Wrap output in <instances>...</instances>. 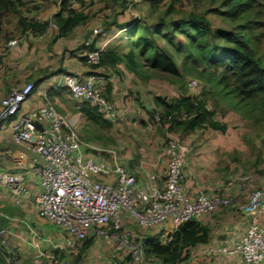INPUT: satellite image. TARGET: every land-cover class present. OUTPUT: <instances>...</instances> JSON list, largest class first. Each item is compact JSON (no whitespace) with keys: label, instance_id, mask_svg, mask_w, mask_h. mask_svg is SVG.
<instances>
[{"label":"rangeland","instance_id":"374dc122","mask_svg":"<svg viewBox=\"0 0 264 264\" xmlns=\"http://www.w3.org/2000/svg\"><path fill=\"white\" fill-rule=\"evenodd\" d=\"M60 1L45 0L41 8L31 12V15L38 16L45 6L53 4V9L44 14L51 18V13L59 9ZM105 1L109 2H107L108 6H104ZM234 1L236 0H157L154 3V0H87V3L91 4L88 11L89 18L75 33L83 34L87 31L93 34L96 27H100L104 33L109 23L115 19L121 22L139 19L142 25L148 28L145 32L153 36L158 45L173 56L180 70L179 74L163 72L153 68L150 58L140 57L143 61L146 59L145 63L148 65L145 69L153 78L149 85L153 87L154 92H160L161 95L169 97L183 92L203 94L208 98V105L216 110V117L228 125L224 132L205 126L191 131L192 133L189 132L190 135L182 134L177 130L171 133L158 131V138L162 141L159 146L173 136L181 138L185 147L189 148L186 170L194 175L203 176L210 184L205 189L228 195L221 187L227 186L230 180L241 181L243 191L250 199L254 190L263 189L260 185L264 181V92L251 97L241 93L230 77L227 67L223 64L213 65L208 62L203 54L205 50L202 48L205 44L220 52L230 45L220 36V30L246 32V40L256 55L263 59L264 64V0H238L241 4L237 13L233 14L228 9ZM3 13V21L6 22L5 27L9 31L1 34L0 45H5L10 39L19 38L21 42L28 41L30 47L35 48L31 52H22L16 58L12 52V45L7 44L6 48L2 46L1 51L7 55V63L11 65L9 73L13 74V79L11 85L0 96V112L3 108L2 98L10 90L19 88L27 82H35L36 76L47 72L57 61L56 55H48L47 47L53 44L52 40L37 39L30 42L34 40L33 36L29 33L21 35L20 29L17 28V16L6 11ZM191 13L202 14L208 20L207 28H204V37L191 26L183 27V19ZM51 25L54 24L51 23ZM114 28L116 32L117 27L114 26ZM125 43H127L126 38L123 39L122 45ZM137 49L139 51V48ZM27 61L32 63L27 64ZM87 64L93 66L89 60ZM91 71L99 72L95 69ZM2 77L3 74L0 73V85ZM107 92L110 101L117 109L116 118L102 116L96 107L85 101L88 113L73 111L65 114L51 101L64 119L76 129L79 136L89 143L88 154L99 156L102 149H116L120 159L135 170L137 167L135 163L137 165L140 160L151 159L153 152L159 147H144L137 143L135 147H131L132 134L139 133L142 129L137 128L133 121H128L124 125L117 124L120 110L108 90ZM66 99H73L75 105L77 103V99L70 94H66ZM143 131L148 138L156 137L155 130L144 129ZM53 226L56 240L52 250L39 254L31 260L15 254L12 255L10 264H18V262L61 264L64 260H74L78 264H129L130 262L127 258L131 254L130 248L118 249L114 240L93 239L91 246L84 247V239L77 247L71 248L65 244L64 240L60 242L58 239V233L60 229L63 232V228L57 223H53ZM131 229L134 230L136 237L143 235V232L136 227L133 226ZM134 242L141 244L140 238H136ZM4 243H10L9 237L0 232V245H5ZM149 261L150 258L145 255L142 264H149Z\"/></svg>","mask_w":264,"mask_h":264},{"label":"built area","instance_id":"2783aa9c","mask_svg":"<svg viewBox=\"0 0 264 264\" xmlns=\"http://www.w3.org/2000/svg\"><path fill=\"white\" fill-rule=\"evenodd\" d=\"M100 33H103L102 29L96 27L94 34ZM45 34L43 31L39 35ZM18 41L19 38H13L8 45ZM103 49V45L89 49L88 60L100 63ZM63 76L61 84L75 97L95 106L102 116L116 118L117 109L109 99L104 75L89 72L81 76L65 71ZM33 90L34 82H27L2 98L0 123L15 118L13 142L20 153L14 169L0 172V181L14 193L26 196L28 175L37 174L40 178V191L36 197L38 210L63 228V239L68 247L75 248L90 236L111 239L116 241L118 249L130 248L129 264H142L143 246L134 242V234L125 231V215L129 214L143 228L171 220V231L162 234L164 241H168L171 233L185 221L232 203L229 195L205 188L195 195L189 193L185 172L187 153L181 138L173 136L161 148L163 173L159 175L148 170L144 180L120 159L116 149H102L99 156L88 154L89 143L79 136L50 99L26 110L25 103ZM141 163L146 165L149 161L142 160ZM102 175H115V179L103 180ZM233 183L234 180L228 181V185ZM249 204L250 221L243 235H230L227 244L207 249L240 254L249 264H264V226L260 222L264 212V189L254 190ZM0 232L9 235L7 229H0ZM61 264L78 263L64 260ZM149 264L186 262L154 258Z\"/></svg>","mask_w":264,"mask_h":264},{"label":"crops","instance_id":"0c3cea01","mask_svg":"<svg viewBox=\"0 0 264 264\" xmlns=\"http://www.w3.org/2000/svg\"><path fill=\"white\" fill-rule=\"evenodd\" d=\"M84 1L91 8V4L87 3V0ZM72 2V5L77 10L85 7L78 0H72ZM52 5L48 4L38 13L41 20H51L52 15L57 10L51 13V18L44 16V14L53 9ZM129 21L131 19L123 22L115 19L109 23L104 33L100 34H92L87 31H84L83 34L79 32L75 33L85 22L75 26L66 35L59 34V30L54 22H52L54 24L53 26L50 24L47 27L44 36L28 32L34 39L33 41L29 40L30 42H34L37 39L52 40L51 42L53 44L47 47V50H49L48 55H56L57 61L50 66L47 72L35 77L34 80L36 83H34V90L31 97L25 103V109H33L44 103L46 98H48L65 114L73 111L77 113H83L84 111L86 113L87 104L69 92L62 85L63 83L61 84V81L63 82L64 80L63 73L65 71H72L82 76L89 72H97L91 71L92 69L98 70L100 74L107 78V82L105 83L106 87L112 99L119 107L120 117L117 119V124L124 125L128 121H133V124L137 128L142 129L141 132H134L132 134L131 147H135L136 143L138 145L140 144V146L144 145V147H159L153 152L154 155L152 158L147 160L149 164L142 165V160H140L137 165L135 163V166H137L135 170H132L128 165L134 173L146 180L148 170L156 171L159 175L163 173L164 162L160 160V153L164 144L159 146L162 141L158 138L159 135L157 132H172L162 126L156 118L154 119L151 112L161 109V105L157 101L158 96L168 98L175 96L169 97L161 95L160 92H154L153 87L149 85L153 78L145 69L146 66L144 69L147 72L145 77H143L131 71L125 61L119 62L115 67H95L94 65L90 66L87 64V52L92 44L94 46L103 45L104 49L108 47L117 48L120 51H128L130 49L128 42H132L139 35L140 30L137 29L130 33L127 28L128 26L125 25L129 24ZM114 26L117 27L116 32H114ZM124 38H126L127 43L122 45ZM12 46V52H14L16 58L22 52H31L35 48H31L28 41L21 42V40ZM124 47L128 49L125 50ZM2 55L0 73L3 74V79L0 85V96L11 85V80L13 79V74L9 73V66L11 65L7 63V55H4L3 52ZM28 62L32 63V61H27V64ZM107 69L109 70L107 71ZM105 71L107 73H104ZM126 78L128 80H125ZM66 94H70L74 99H77L76 105L75 103L73 104V99H66ZM14 121L15 118L12 117L0 123V172L14 169L16 158L20 153L19 147L13 142ZM144 129L155 130L154 135L156 137L148 138L143 134L145 133L143 131ZM191 133L188 132L185 134L190 135ZM188 149L186 146V153L189 151ZM152 162L156 163L152 164ZM185 172L186 183L190 194L195 195L199 189L206 188L207 185L210 186L209 182L205 181L203 176L194 175L191 171L187 172L186 164ZM101 178L103 180H114L115 175H102ZM39 181L40 178L37 174L30 173L28 175L27 185L29 192L26 196L14 193L8 185L0 181V229H7L9 231L8 237L10 242L4 243L5 245H0V264H10L11 257L15 254L31 260L39 254L44 252L48 253L49 250L55 247L56 233L53 226L54 222L40 214L36 203V197L40 191ZM242 186L243 183L241 181L222 186L221 189L232 198L231 205L220 207L211 213L201 214L196 217L210 227V238L207 242H200L186 247L184 253L187 255V258L184 261L187 264H249L240 254L222 251L215 252L207 249L210 246L218 247L222 244H227L230 235L241 237L247 229L250 221V199L248 194L244 193ZM260 186L264 189V181ZM260 222L264 226V212L260 215ZM133 226L140 230V232H143V234H163L172 229L171 220L165 221L162 225L143 228L132 217L125 216V231L133 235L134 230L131 229ZM58 239L60 242L64 240L61 229L60 233H58ZM94 239L103 238L95 237Z\"/></svg>","mask_w":264,"mask_h":264},{"label":"trees","instance_id":"16d2710c","mask_svg":"<svg viewBox=\"0 0 264 264\" xmlns=\"http://www.w3.org/2000/svg\"><path fill=\"white\" fill-rule=\"evenodd\" d=\"M44 1L0 0V39L2 33L9 31L5 27L6 22L3 21L4 11L17 16V28L20 29L21 35L28 32L38 35L45 31L52 22L57 26L60 35H66L75 26L84 23L89 18V5L84 0H78L85 6L81 10H77L72 5V0H61L60 8L52 15L51 20H41L39 16L31 15V12L41 8L40 6ZM155 2L157 0H154ZM108 3L105 1L104 6H108ZM240 4L241 2L238 0L234 1L228 11L233 14L237 13ZM129 22L125 25L128 26L130 33L137 29L141 30L132 42H128L130 49L128 51H120L112 47L103 49L100 54V63H93V65L95 67H115L119 62L125 61L131 71L145 77L147 71L144 67L148 65L145 61L150 58L149 61L153 68H158L163 72L179 74L180 70L176 60L158 45L153 36L145 32L148 28L142 25V22L137 18ZM182 23L184 28L191 26L204 37V28H207L208 20L202 14L191 13L183 19ZM220 36L228 41L230 45L217 52L212 47L203 44L205 59L213 65H225L230 77L244 95L251 97L264 92L263 59H260L249 45L246 40L247 33L223 29L220 30ZM8 43L2 46L6 48ZM2 46L0 45V63H2L3 58ZM95 47L92 44L90 49ZM137 48H139V51ZM149 55L151 56L149 57ZM140 57L146 58L145 61ZM106 90H108L107 87ZM157 101L161 105V109L159 111L153 110L151 112L152 116L155 119L158 115L159 119L156 118L157 121L169 131L177 130L188 133L207 126L224 132L228 128L225 122L216 117V110L208 105V98L203 94L196 95L183 92L173 98L158 96ZM171 235L172 237L168 241H164L160 233H144L141 235L139 238L145 255L150 259L158 258L173 263L182 262L187 258L184 253L186 247L209 240L210 227L199 219L192 218L182 223ZM94 238V236L87 237L84 240V247L91 246ZM127 258L131 260L132 253Z\"/></svg>","mask_w":264,"mask_h":264}]
</instances>
